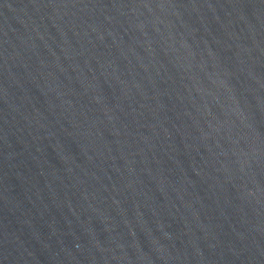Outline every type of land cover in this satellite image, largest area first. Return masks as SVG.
Instances as JSON below:
<instances>
[{
    "label": "water",
    "instance_id": "water-1",
    "mask_svg": "<svg viewBox=\"0 0 264 264\" xmlns=\"http://www.w3.org/2000/svg\"><path fill=\"white\" fill-rule=\"evenodd\" d=\"M0 264H264V0H0Z\"/></svg>",
    "mask_w": 264,
    "mask_h": 264
}]
</instances>
